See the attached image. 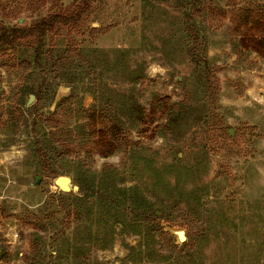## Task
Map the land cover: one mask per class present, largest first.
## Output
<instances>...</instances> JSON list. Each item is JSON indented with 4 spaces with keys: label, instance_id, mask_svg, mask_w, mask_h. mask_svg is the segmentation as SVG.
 Wrapping results in <instances>:
<instances>
[{
    "label": "rangeland",
    "instance_id": "rangeland-1",
    "mask_svg": "<svg viewBox=\"0 0 264 264\" xmlns=\"http://www.w3.org/2000/svg\"><path fill=\"white\" fill-rule=\"evenodd\" d=\"M74 1L0 0V21ZM250 4L264 14V0H92L39 61L0 48V264H264V49L230 20ZM160 100L177 104L168 125ZM92 110L126 151L89 155Z\"/></svg>",
    "mask_w": 264,
    "mask_h": 264
},
{
    "label": "trees",
    "instance_id": "trees-1",
    "mask_svg": "<svg viewBox=\"0 0 264 264\" xmlns=\"http://www.w3.org/2000/svg\"><path fill=\"white\" fill-rule=\"evenodd\" d=\"M91 7L92 0H80L66 6L61 5L59 8L50 11L41 19L29 25L7 26L4 22L0 21V48L34 47L36 59L39 61L43 56L48 35H59L64 30L71 33L83 28ZM230 20L233 23L235 31L244 34L242 36L252 34L253 39H241L242 44L250 50H259L260 46H263L264 49V14L259 7L254 4L246 7H235L231 10ZM5 52L7 51L5 50ZM42 93L40 92L36 95L37 105L44 99ZM176 107V102L160 100L156 103L155 108L152 109V113L160 112L161 117L166 120L165 125H168L173 114V109ZM87 127L88 140L90 141L89 155L95 153L101 157H108L118 151L127 150L129 142L124 134L123 126L111 120L108 115L96 110L90 111ZM50 172L58 174L54 170H50Z\"/></svg>",
    "mask_w": 264,
    "mask_h": 264
},
{
    "label": "water",
    "instance_id": "water-1",
    "mask_svg": "<svg viewBox=\"0 0 264 264\" xmlns=\"http://www.w3.org/2000/svg\"><path fill=\"white\" fill-rule=\"evenodd\" d=\"M34 95L31 94L30 98H29V103L34 99ZM56 184L59 186V188L61 190L64 191H70V190H77L78 186L74 185L72 183V178L68 175H59L56 179H55Z\"/></svg>",
    "mask_w": 264,
    "mask_h": 264
}]
</instances>
